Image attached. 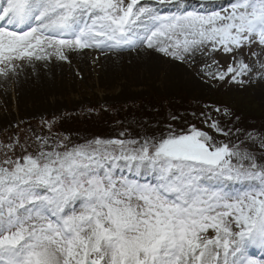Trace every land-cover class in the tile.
<instances>
[{
	"label": "snow or ice",
	"instance_id": "1",
	"mask_svg": "<svg viewBox=\"0 0 264 264\" xmlns=\"http://www.w3.org/2000/svg\"><path fill=\"white\" fill-rule=\"evenodd\" d=\"M163 5L177 10L164 14ZM257 46L261 53L251 51ZM85 50L155 52L186 66L222 52L227 66L213 60L216 70L205 65L202 76L243 89L264 82V0L221 10L178 0H6L0 8L5 78L25 62L71 64ZM205 107L211 132L229 136L212 112L231 110ZM41 123L47 134L33 129L24 143L0 146V264H264L249 252L264 249V163L243 141L230 146L190 125L69 146L52 133L54 121ZM143 173L155 182H141Z\"/></svg>",
	"mask_w": 264,
	"mask_h": 264
},
{
	"label": "rangeland",
	"instance_id": "2",
	"mask_svg": "<svg viewBox=\"0 0 264 264\" xmlns=\"http://www.w3.org/2000/svg\"><path fill=\"white\" fill-rule=\"evenodd\" d=\"M192 1L202 3H197V6H194L195 3L191 4L194 7L188 8L189 10L200 9L204 1H210L213 10L227 8L233 2V0ZM248 51L245 49V53ZM251 51L262 52L258 46L253 47ZM245 59H248L247 55ZM213 60L219 61L220 65L225 67L230 62L227 55L215 52L199 57L191 66L182 67L189 74L192 69L196 71L201 66L212 65ZM216 68V65H212L211 70ZM178 71L179 69L175 68L164 69L154 84L128 89L125 93L113 89H96L90 81H77L66 89L57 105L30 115H25L26 111L17 112L13 108L12 100L4 101L0 96L2 100L0 111L3 114L1 117L8 116L4 121H0V146L17 138L24 143L33 129L37 132L42 130L47 134V127L41 123L42 121L50 123L54 121L52 133L66 137L69 146L83 144L97 137L133 140H141L146 136L159 137L167 135L170 130L175 133L187 132L190 125L211 132L200 113L208 111L206 105H215L221 109L227 107L232 113L225 115L223 111L212 112L213 118L220 121L222 127L232 129L229 136L211 132L215 139L230 146L240 145L243 141L242 147H248L255 153L257 162L264 163V148L261 147L260 139L264 137V82L253 83L241 89L236 85L217 83L202 76L195 78L196 85L189 86L190 84L184 82L185 84L179 86V82L176 83L169 76L172 73L176 75ZM248 134L256 137L255 142L247 138ZM34 148L33 144L28 150L32 151ZM3 151L4 149L0 147V158H3ZM21 154L17 148L15 155ZM125 172L123 174L128 175ZM241 187L236 185L232 190L238 191ZM211 234L210 232L209 235ZM252 256L258 258L256 255Z\"/></svg>",
	"mask_w": 264,
	"mask_h": 264
},
{
	"label": "bare ground",
	"instance_id": "3",
	"mask_svg": "<svg viewBox=\"0 0 264 264\" xmlns=\"http://www.w3.org/2000/svg\"><path fill=\"white\" fill-rule=\"evenodd\" d=\"M194 3V6H197V3L202 2L178 0L180 8L185 5L188 8H193L194 6L191 4ZM3 5H6V0H0V8ZM203 6L213 7V4L210 1H204ZM160 7L164 14L177 10L176 5ZM71 60V64L61 61L45 64L40 61L29 65L25 62L16 73L10 74L9 77L5 78L0 75L1 98L4 101L12 100L13 108L17 112L24 113L26 111L25 115H30V113L51 109L57 105V101L66 92V89L68 90L72 83L77 81H90L96 89H113L125 93L128 89L154 84L158 77H161L164 69H179L176 75L174 73L169 75L176 83L179 82V86L185 83L190 84L189 86L196 85L195 78L202 77V70L207 71L205 67L201 66L196 71L190 70L191 72L188 74L183 70L182 65L155 52L151 54L141 52L138 55L135 51L111 53L107 50L104 52L85 50L72 55ZM131 63L133 64L129 66ZM2 115L0 111V121L8 118V116L1 117ZM4 115L7 114L4 113ZM139 177L155 182L154 175L151 173H143ZM249 252L251 255L256 252L257 256L262 255L264 258V249L250 248Z\"/></svg>",
	"mask_w": 264,
	"mask_h": 264
}]
</instances>
